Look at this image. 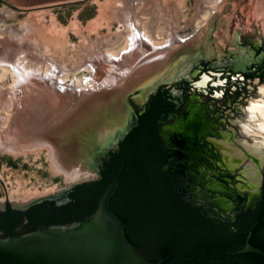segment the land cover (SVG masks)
I'll return each instance as SVG.
<instances>
[{"label": "rangeland", "instance_id": "rangeland-1", "mask_svg": "<svg viewBox=\"0 0 264 264\" xmlns=\"http://www.w3.org/2000/svg\"><path fill=\"white\" fill-rule=\"evenodd\" d=\"M115 2H117V0H81L71 3L37 7L26 10L12 9L0 3V30H3L2 32H6L8 30L10 32V30H13L12 32L14 35H16L15 39L12 40L14 45H19L21 38L25 39L23 45H25L27 41H29L28 39H30L32 41V45L34 44L33 46L36 45V47H38V49H36L39 50L38 53L40 52L42 54L46 48H48V51H52V54L45 53V55L48 57L55 55L56 58L58 57L57 59L63 60L66 63L70 60L72 54L70 48L64 43L65 36L68 38L71 44L75 45H77L80 39L79 36L81 35L88 39H94L95 36L91 32V25L93 22L100 19L101 21H103V19H109V13L113 9V6H115ZM149 3L151 4L150 10H152L150 13L153 18L155 17L149 21L151 27L150 31H155L157 28H161L165 25L166 21L171 18L173 30H178V32L188 30L191 26V23H193V21L200 15L199 9H203V7L200 5V0H149ZM134 4L135 3H132L130 7H134L136 5ZM217 7L215 8V11H213L203 22L204 24L202 23L198 27L194 34H190L191 36H189V38L183 43H178L177 46L172 45L170 47L171 50L174 49V51H179L183 45H185L187 47L186 51L188 55L191 56L194 54L196 57L200 58L204 53L211 50L209 39L212 40L211 42L213 44L216 43L217 46H219V53L221 54L225 52L226 46L224 43L231 42V39L234 35H238L240 37V41L241 38L243 41L249 42L264 41V0H220V2L217 4ZM144 11H146L145 8L142 10V13ZM140 17L143 18L144 15L142 16L141 14ZM102 24L103 27L98 29V31L103 35L106 33L107 29L105 21H103ZM113 24L115 27L116 22L114 21ZM57 40L59 42H57ZM112 41L114 42V40ZM61 43L63 45H61ZM48 54H50V56ZM38 55L41 56L40 54ZM208 55L209 58L213 56L212 54ZM98 58H101V56L98 55ZM89 60L90 61L86 63L85 66H88L89 70H92L91 72H93L92 75L95 76L98 74L97 72H99V69L103 66V63H101L102 61L99 62L101 59L95 60L90 58ZM50 63H52V65L55 64L58 67L60 66L57 60H53V58ZM160 65H163V61H161ZM60 68L62 67L60 66ZM157 69L158 68L156 67L153 72H155ZM82 70L83 69H80L76 72H80ZM103 72L100 69V74H103ZM107 72L108 68L105 69V73ZM153 72H150V74ZM183 73L184 71L178 74L182 75ZM84 75L86 74H82L81 78ZM146 75H149V73ZM103 76L105 75L99 76L100 79H103ZM76 79L77 78L75 77L73 78V80ZM136 82L131 84L123 93L129 92ZM172 83L173 82L166 84V87L163 85L157 86L150 94H148L142 104L135 103L133 99L127 98L126 103L130 108L131 113H135L136 111L144 108L146 103L149 101L150 96L154 94L157 88L166 91V89L169 90V86ZM62 94L66 96L64 93ZM171 94L172 96H175L178 93L172 89ZM193 98L194 97L187 99L184 108L187 110V112L196 114L201 124H206V131L208 130L209 132H213V130L209 129L210 127H214L217 130V124L215 122H211L212 119H215L222 124L224 123L222 118L223 114L224 116H229L231 114L227 110H224L222 115L218 114V112H212L214 106L213 103L207 102V100L203 98ZM121 100L122 97L117 103V114H113L106 125V131L103 133L105 136L103 139L99 137L102 135V133L98 134L99 132L90 136V138H95L96 136L98 138V144L93 148L89 147L90 138L85 137V135H80V131L75 129L74 126H71L69 130L66 127H60L58 129L55 128V131L57 130L60 132V134H63V136H65L68 141L67 147H69V150H65L66 154L70 156L68 168L74 167L73 169H86L92 165L94 168H97V170L99 169L101 160L105 158L107 154L103 155L100 152H97L95 148H105L114 144V138L111 137L114 134V124L117 122V120L120 121V119H117V117L122 119V108L120 106ZM199 100L202 103H197ZM250 101L251 100H248V102ZM3 104H5V102H3ZM197 105L198 107H195ZM218 105L220 106L221 103ZM42 108V110L45 109L44 106H42ZM245 117L249 118V113L246 114ZM115 118L116 122L114 120ZM176 121V113L165 116L164 120L159 121L156 135H158L157 147L159 148L160 152H168L171 151L170 149L173 150V148H169L168 145L164 143V139L161 136L162 128L160 126L163 124L169 126L168 128L174 126L172 129L173 131L179 129L180 127V125H176ZM190 122L191 119L184 121V123L188 124V126ZM188 126L182 125L180 127L181 130L179 131L183 134H190L191 129L190 126ZM9 128H11V126ZM116 128L123 130L125 128V124L121 123V125H117ZM18 130L20 129L18 128ZM218 131L220 134H223V132H226L227 130L226 128H218ZM244 132L248 133L247 130ZM47 138L50 140L49 137ZM30 142L31 140L29 137L26 142H18V144H16L13 149L31 147L30 144H27ZM209 147L210 146L207 145L203 146L201 152L204 153V155L201 154L200 156L203 155L207 158V156L213 152L208 150L206 151V149ZM225 147L240 152L243 155L244 161L240 163V160L237 164L230 163L227 167L222 166L221 164H225L226 160L234 159V157H237L239 153L237 151L227 152L221 149L214 150L213 153L217 154V158H215L214 163H194L193 158L188 156V159L184 164L179 161V163L176 165L184 167L182 171L190 177V182L179 181V183L174 185V190L177 189L176 187L181 185L196 187L197 189H195L193 194L189 192L191 188L182 189L181 187V190L184 194H186V190L188 191V194L185 195L186 197L182 201L197 208L199 211L206 213L209 217H215L219 220L228 221L229 217L233 213V210L230 209L236 207V195L241 196L245 202V205H247L252 201L253 195H256L259 192L261 176L264 174V164H261L260 161L259 164H261V166H256L252 163V159L250 158L252 155L248 157L251 153L246 150V148L249 147L248 144L247 146H244L242 150L228 145ZM93 149H95V151H92ZM197 151L199 150L197 149ZM224 154H227V158L225 159L223 158ZM262 154L263 155L261 156H264L263 152ZM0 161L5 163L6 167H9L11 171V175L9 176V185L6 187L7 190L5 192V190L2 189L3 192H1L0 206H3V204H9L12 208H21L22 206H25L33 201L60 195L65 193L67 189H70L73 186L98 179L95 174H91L87 177H80L73 182L67 181L64 175L56 174L54 172L51 162L48 159L44 149H41L37 153L26 151V153L17 156L0 151ZM218 169H223L224 171L227 170L226 173L232 175V178L227 179L222 177V179L226 180L227 182H221L217 180L215 176H224L225 174L224 171H220ZM233 179L235 182H232ZM193 182H197L198 185L193 184ZM204 189L213 191L210 194L207 193L209 196L214 197L211 203L214 201L215 203L222 201L231 202V206L229 207H223L222 205L219 206L213 203L217 207L219 206L221 210L225 212L224 214L216 211L214 207H208L204 200H200L202 198L206 199V192ZM34 192H36V194H34ZM219 207L218 209L220 210Z\"/></svg>", "mask_w": 264, "mask_h": 264}, {"label": "trees", "instance_id": "trees-1", "mask_svg": "<svg viewBox=\"0 0 264 264\" xmlns=\"http://www.w3.org/2000/svg\"><path fill=\"white\" fill-rule=\"evenodd\" d=\"M169 113H174L173 104L166 91L157 88L144 108L135 112V126L117 149L101 160L97 180L66 193L67 203L62 206L43 201L20 213L5 204L0 213V239L89 218L122 168L109 205L145 260L156 263L170 258L164 264H264V257L259 255H231L243 247L250 230L248 244L264 253V196L244 220L223 221L182 201L174 183L164 180L156 130Z\"/></svg>", "mask_w": 264, "mask_h": 264}, {"label": "bare ground", "instance_id": "bare-ground-1", "mask_svg": "<svg viewBox=\"0 0 264 264\" xmlns=\"http://www.w3.org/2000/svg\"><path fill=\"white\" fill-rule=\"evenodd\" d=\"M145 1L117 0V2H115L116 4L114 3L115 6H113V9L109 13L110 18L106 20L103 19L107 29L105 34L102 35L98 31V29L103 27V21H101V19L93 22L91 25V32L95 36L94 39H88L81 35L79 36L80 39L77 45H75L71 44L65 36L64 43L70 48L72 54L70 60L66 63L63 60L57 59L58 57L56 58L55 55L52 57L45 55V53L52 52L48 51V48H46L42 54L40 52L38 53L39 50H36L38 47H36V45L33 46L34 44L32 45L30 39L23 45L25 39L21 38L22 36L20 37L21 41L19 45L17 44L16 46L12 43V40H14L16 36L12 32L13 30H10V32L9 30L6 32L0 30V61L9 62L8 60L10 58L8 55L10 54L15 56L17 53H28L31 57V62L36 66V72H38L37 75L25 77L18 82V89L21 92L18 108L21 109V113H19L17 121L11 124L9 123L11 102L7 99L6 94L9 92L8 86L12 79H10V77L12 76L8 68L0 66V151L17 156L26 153V151L37 153L41 149H44L54 172L64 175L67 181L73 182L80 177H87L94 174L92 165L86 169L68 168L70 156L65 152V150H69V147H67L68 141L63 134H60L57 130L55 131V128L66 127L69 130L71 126H74L75 129L80 131V135H85V137L90 138L92 134L99 132L98 134L102 133L99 137L103 139L106 125L113 114L117 112V103L122 97L121 104L119 103L122 108V116L120 115L122 119L117 117V119H120V121L117 120L118 123L116 122V118L114 119L116 123L114 124V134L111 137L114 138L115 142L117 137L128 128L131 121L130 108L123 98L125 94L123 92H125L131 84L136 82L137 79L142 77L137 80L136 84L143 82L144 79H148L162 69L160 65L161 61L168 52L160 51V54H154L155 51L152 50V46H160L165 43H173V45L177 46V37H185L189 34H194L207 17L215 11L217 4L220 2V0H200V5L203 7V9H199L200 15L191 23L188 30L178 32V30L172 29V18L168 19L161 28L150 31L151 27L149 21L152 20L153 16L150 13L152 10H150L151 4L149 0ZM132 3H135L137 7L135 5L133 8H130ZM144 8L146 11L142 13ZM141 14L142 16L144 15L143 18L140 17ZM114 21L116 22L115 27L113 24ZM131 22L134 30L146 38L149 43L137 41L135 49L132 50L133 48H131L130 50L132 51L129 54H125L122 61H113L111 57L117 56L121 51L126 50L129 47V43L132 42L134 36L133 31L129 28ZM112 40H114V42ZM57 42L59 41L57 40ZM61 45L63 44L61 43ZM48 55L50 56V54ZM98 55H100L101 58H98ZM52 58L53 60L56 59L62 68L55 64L52 65V63H50ZM90 58L95 60L101 59L99 62L102 61L101 63H103V66L100 68L102 72L104 71L103 74H100L99 69L97 75H92L93 72L89 70L88 66H85V64L90 61ZM113 65H116V67L127 65L130 71V75L124 80H120L122 81V85L119 90L115 92L112 88L106 92L98 91L92 99L84 100L79 107L75 108L67 106L65 103L67 102L66 96L59 93L54 86L50 88L44 85V83L37 82V80H41V77H44L53 70L56 74H61L60 81H66L67 78L71 80H73L74 77L77 78L73 80L74 87H80L78 83L82 74L91 75L94 80L98 81L99 79L102 81L103 79H100L99 76L106 75L105 69L108 68V71H110V67ZM156 67L158 69L153 72ZM80 69L83 70L76 72ZM30 70L33 71L34 67H31ZM163 71L159 77H165ZM150 72L153 73L150 74ZM148 73L149 75H146ZM7 77H9L10 80H6ZM136 84L134 86H136ZM3 102H5V104H3ZM42 106H44V110H42ZM121 123L125 124L123 130L116 128V126L119 124L121 125ZM10 126L11 128H9ZM18 128L20 130H18ZM29 137L31 142L27 144H30L31 147L13 149L18 142H26ZM47 137H49L50 140H48ZM89 140V147L93 148L97 146V136ZM233 160L234 159H231V164L239 163H234ZM34 194H36V192H34ZM57 196L60 197V195ZM213 203H215V201ZM215 204L219 205V203Z\"/></svg>", "mask_w": 264, "mask_h": 264}, {"label": "water", "instance_id": "water-1", "mask_svg": "<svg viewBox=\"0 0 264 264\" xmlns=\"http://www.w3.org/2000/svg\"><path fill=\"white\" fill-rule=\"evenodd\" d=\"M129 28L133 31L132 42L129 43V47L126 50L121 51L117 56H112L111 59L113 61H122L125 54H129L135 49L137 41L149 43L146 38L134 30L132 22ZM189 36L191 35L177 37V43H183ZM170 47V43L152 46V50L155 51L154 54H160V51L168 52L162 60V69L151 76L155 78L144 79L143 82L136 84L129 92L125 93L123 95L125 101L127 98H131L135 103L142 104L148 94L157 86L174 82L184 65L197 58L194 54L188 55L185 45L179 51L171 50ZM131 48L133 49L130 50ZM8 56L12 60L0 62V66L6 67L11 71L12 77L10 79H12L9 83V92L6 97L11 102L9 123H15L19 113H21V109L17 106L21 94L18 89V82L25 77L37 75L38 72H36V66L31 62V57L28 53H17L15 56L10 54ZM31 67H34L33 71L30 70ZM162 71L165 77H159ZM53 72L52 70L49 74L41 77V80H37V82L44 83L50 88L54 86L59 93H64L67 98L65 103L72 108L79 107L84 100L92 99L98 91L106 92L113 88V91L117 92L122 85L120 80H124L130 75L127 65H120L119 67L113 65L110 67V71L103 76L102 81L94 80L91 75H84L79 80L78 86L80 87H74L73 80L67 78L66 81H60L61 74ZM135 124L136 115L131 113L130 125L117 137L114 144L106 148H95L96 151L106 155L108 152L116 150L118 143ZM95 149L92 151H95ZM92 168L94 174L99 178L97 168ZM121 173L122 168L100 197L96 210L89 218L68 225L39 228L34 232L21 236H8L0 239V264H164L169 261L170 258L156 263L145 260L127 236L124 230V222L110 208L109 201L118 188ZM75 187L73 186L67 189L65 193L60 194L61 198L54 196L33 201L21 208L10 207L14 210L25 211L29 206L42 201H53L56 205H59L67 201L65 194ZM2 208L3 206H0V211H2ZM249 237L250 232L245 237L243 247L231 253L232 256L255 254L264 257L263 252L248 244Z\"/></svg>", "mask_w": 264, "mask_h": 264}, {"label": "flooded vegetation", "instance_id": "flooded-vegetation-1", "mask_svg": "<svg viewBox=\"0 0 264 264\" xmlns=\"http://www.w3.org/2000/svg\"><path fill=\"white\" fill-rule=\"evenodd\" d=\"M211 41L212 40L209 39L211 50L204 53L202 57H197L194 61L185 64L179 72L181 73L184 71V73L182 75L178 74L175 81L169 86V90L166 89L167 99L173 104L174 113L177 114L178 121L175 122L176 125H180V127L182 125L188 126L184 121L191 119L189 123L191 129L190 134L181 133L179 131L181 130L180 127L172 131L173 128H168L169 126L165 124L160 126L162 128L161 136L164 139V143H166L169 148H173V150L170 149L171 151L168 152H160L162 159L160 168L164 174V180H171L174 185L179 183V181L190 182V177L182 171L184 167L176 165L179 161L184 164L188 156H191L194 163H214L215 158H217V154L213 153L214 150L221 149L227 152L237 151L225 147L226 145L242 150L243 147L248 144L249 147H247L246 150L251 154L247 156L250 157L252 155L250 157L252 163L256 166L264 164V156H261L263 155L262 152L264 153V41L249 42L243 41L242 38L240 41V37L234 35L231 42L224 43L226 47L225 52L222 54L219 53V46H217L216 43L213 44ZM172 45L173 43H171V46ZM208 54H212L213 56L209 58ZM165 85L166 84L163 86ZM172 89L178 94L172 96ZM192 97H194L193 99L203 98L206 99L207 102L213 103L212 112H218V114L222 115L223 111L227 110L231 114L229 116H224V114L223 117L221 116L224 120L222 124L211 118V122L217 124V130L214 127H210L209 129L213 130V132L206 131V124H201L196 114L187 112L184 108L187 99H191ZM248 100L251 101L248 102ZM197 103L202 102L199 100ZM219 103H221L220 106L218 105ZM195 107H198V105ZM248 113L249 118H246L245 115ZM171 114L173 113H169L166 116ZM164 119L165 117L162 120ZM218 128H226L227 131L220 134ZM245 130H247L248 133H245ZM205 145L210 146L206 151H213L207 156L208 159L204 157V153L201 152V149H203ZM197 149L199 151H197ZM238 153L239 155L234 157V163L240 160V163L244 161L243 155L240 152ZM201 154L203 155L200 156ZM223 158H227V154H224ZM259 161L261 164H259ZM230 162L231 160L229 159L226 160L225 164L221 165L227 167ZM218 170L224 171L223 169ZM224 172V176L219 175L215 176V178L221 182H227L222 179V177L227 179L232 178V175L226 173L227 170ZM232 182H235V180L233 179ZM193 184L198 185L197 182H193ZM181 187L182 189L191 188L189 192L192 194L195 192V189H197L196 187L187 185L176 187V194L181 200L188 194L187 190L186 194H184ZM204 190L206 192V199L202 198L200 200H204L208 207H214L216 211L224 214L225 212H223L219 206L221 211L216 205L211 203L214 197L209 196L207 193L210 194L213 191ZM236 196V207L230 209L233 210L232 215L228 219L230 222H233L235 218L242 221L248 211L255 210L256 205L261 200L262 196H264V174L261 176L259 192L253 195L252 201L249 204L245 205L243 198L238 195ZM66 203L67 201L59 205L54 203V205L62 206ZM34 205L29 206L25 211H15L25 213ZM219 205L229 207L231 206V202L222 201L219 202ZM4 209L5 204H3L0 213H2ZM25 223L26 220L23 218L22 225ZM249 232L250 237H252V231L250 230Z\"/></svg>", "mask_w": 264, "mask_h": 264}, {"label": "crops", "instance_id": "crops-1", "mask_svg": "<svg viewBox=\"0 0 264 264\" xmlns=\"http://www.w3.org/2000/svg\"><path fill=\"white\" fill-rule=\"evenodd\" d=\"M76 1H81V0H0V3L12 9L26 10L37 7L71 3ZM0 200H1V190H0Z\"/></svg>", "mask_w": 264, "mask_h": 264}, {"label": "built area", "instance_id": "built-area-1", "mask_svg": "<svg viewBox=\"0 0 264 264\" xmlns=\"http://www.w3.org/2000/svg\"><path fill=\"white\" fill-rule=\"evenodd\" d=\"M11 175V171L9 167H6V164L0 161V190H7V185H9V176Z\"/></svg>", "mask_w": 264, "mask_h": 264}, {"label": "snow or ice", "instance_id": "snow-or-ice-1", "mask_svg": "<svg viewBox=\"0 0 264 264\" xmlns=\"http://www.w3.org/2000/svg\"><path fill=\"white\" fill-rule=\"evenodd\" d=\"M9 67H11V66H9Z\"/></svg>", "mask_w": 264, "mask_h": 264}]
</instances>
